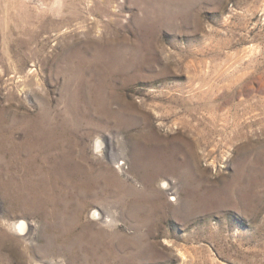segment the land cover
Segmentation results:
<instances>
[{"label": "rangeland", "instance_id": "obj_1", "mask_svg": "<svg viewBox=\"0 0 264 264\" xmlns=\"http://www.w3.org/2000/svg\"><path fill=\"white\" fill-rule=\"evenodd\" d=\"M0 264H264V0H0Z\"/></svg>", "mask_w": 264, "mask_h": 264}, {"label": "bare ground", "instance_id": "obj_2", "mask_svg": "<svg viewBox=\"0 0 264 264\" xmlns=\"http://www.w3.org/2000/svg\"><path fill=\"white\" fill-rule=\"evenodd\" d=\"M102 149V148H101ZM169 184V183H168ZM17 229L21 232H23L25 234V232L27 231L28 229V226L27 224L24 222V221H21L17 224Z\"/></svg>", "mask_w": 264, "mask_h": 264}]
</instances>
